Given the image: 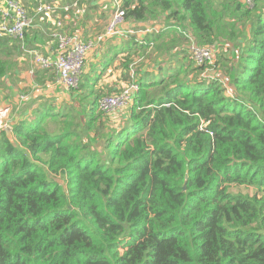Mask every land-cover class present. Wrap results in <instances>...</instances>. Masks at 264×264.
Masks as SVG:
<instances>
[{
  "label": "trees",
  "instance_id": "16d2710c",
  "mask_svg": "<svg viewBox=\"0 0 264 264\" xmlns=\"http://www.w3.org/2000/svg\"><path fill=\"white\" fill-rule=\"evenodd\" d=\"M22 4L34 18L40 4ZM122 4L128 22L174 37L130 36L119 62L139 90L113 122L98 108L113 91L84 69L68 90L75 104L33 100L11 137L0 131V264H264V0ZM193 43L228 49L226 80L200 77L206 65L191 60L159 78L143 70ZM0 56L2 80L14 70Z\"/></svg>",
  "mask_w": 264,
  "mask_h": 264
},
{
  "label": "crops",
  "instance_id": "0c3cea01",
  "mask_svg": "<svg viewBox=\"0 0 264 264\" xmlns=\"http://www.w3.org/2000/svg\"><path fill=\"white\" fill-rule=\"evenodd\" d=\"M26 2H29L31 6H35L36 3L39 5L42 2L55 3L60 6V12L53 17H49V15L46 16V18L34 16V27L28 31L30 43L27 45L28 47L36 48L44 54L54 55L56 52V44L48 37V31L49 29L54 28L57 22L64 24L63 30L67 34L81 33L93 35L104 30L110 19L111 12L114 9L113 0H26ZM33 13L35 15V10ZM143 26V24L127 22L126 28L132 27L136 31H139ZM169 29L170 28H166L165 30L167 31L164 30L160 33L164 36L157 44L166 43L170 40V36L172 38L174 37L175 32L173 28L171 30ZM40 30L45 32L47 38ZM160 34L149 35L146 37V40L151 41L156 39ZM131 43V37H116L108 40L105 44L98 46L95 52L89 55L85 73L89 72L91 75H98L100 77V79H98L97 88L104 94H106L108 90L117 91L124 86L125 83L123 78L125 73L123 72V68L120 66L119 59L128 54ZM177 50L178 49L175 51ZM0 51L12 61V67L14 70V73H11L8 77L0 80V116H2L3 113H7L9 117L6 118L8 126L7 124H1L2 117L0 118V130H6L8 128L11 129L13 119L17 117L19 118L22 115L23 109L24 115L30 114V109L29 107H25V104L33 100L40 98L52 99L58 106L70 104L75 101V96H72L71 92L65 90L61 85L57 74L54 77V74L52 73L43 77L42 75H38L37 77L36 74L40 70L34 68L32 63L26 60L24 55L22 53L20 54L15 46H12V44L1 48ZM120 52L124 54L120 55ZM114 55H117V58L115 61H110ZM229 55H231L230 52ZM177 57L179 58L177 61H180L178 64H173V62L170 61L171 65H169V67H171L172 70L170 73L176 69V65L183 64L186 60H188V57L183 59L180 55H177ZM1 58L4 59V57ZM161 62L162 69L166 70V67H168V63H166L167 59L164 60V58H159L158 64ZM160 68L161 65L156 66L152 64L151 67L145 70H147L148 74L149 72L153 73L154 71L156 77L159 78L162 74L159 72ZM12 78L18 79L17 87L15 84L10 86ZM2 82H4L3 86ZM16 92L19 93L17 94ZM13 106L16 107L15 110H12ZM10 117L11 119L13 118L11 121Z\"/></svg>",
  "mask_w": 264,
  "mask_h": 264
},
{
  "label": "built area",
  "instance_id": "2783aa9c",
  "mask_svg": "<svg viewBox=\"0 0 264 264\" xmlns=\"http://www.w3.org/2000/svg\"><path fill=\"white\" fill-rule=\"evenodd\" d=\"M114 9L104 30L91 38L84 40L80 33L67 34L63 32V24L56 23V29L49 30L50 38L56 43L57 49L54 54H44L36 48L27 46L25 40L27 32L34 27L35 17L40 15L48 16L54 13L57 4L42 3L36 8V15L32 18L21 0H0V38L8 37L18 44L25 59L32 63V66L43 72H54L58 75L59 81L64 89L77 88L86 61L89 55L98 46L112 38H124L138 36L140 45L147 46L149 43L146 37L158 35L166 29L164 24L143 26L139 31H127L126 9L122 0H113ZM246 5L252 6L253 0H244ZM134 29V28H133ZM135 30V29H134ZM134 34V35H131ZM137 34V35H135ZM220 48L217 45L200 46L196 43L188 47L187 54L196 66L207 64L215 65ZM134 73V71H132ZM137 84L124 88L120 94L103 96L98 102V108L105 114H112L117 110L130 108L133 105L134 93L138 92Z\"/></svg>",
  "mask_w": 264,
  "mask_h": 264
},
{
  "label": "rangeland",
  "instance_id": "374dc122",
  "mask_svg": "<svg viewBox=\"0 0 264 264\" xmlns=\"http://www.w3.org/2000/svg\"><path fill=\"white\" fill-rule=\"evenodd\" d=\"M242 2L244 3V4H246L245 3V1L244 0H242ZM51 4H55V3H51ZM127 31H133V32H136V30H134L133 28H130V29H128ZM131 35H134V34H131ZM135 35H137V34H135ZM130 37V36H129ZM126 38V37H125ZM112 39H114V38H112ZM11 44H12V46H17V47H19L18 46V44L17 43H13V42H11ZM16 44V45H15ZM217 46H219V48H220V52H221V54H220V56H221V59L223 58V61H224V63L222 62V63H220V64H218V66L216 67V68H214L213 70H209V68H211V65L210 64H207L204 68H205V70L204 71H202L201 73H200V77H202V78H204V79H222V80H226V77H227V64H226V61H228V59L231 57V55H229V52H228V49L227 48H222V47H220V45H219V43L217 44ZM19 51V50H18ZM93 52H95V50L93 51ZM92 52V53H93ZM91 53V54H92ZM124 53H122V52H120V55H123ZM188 56V60H186V62L188 63V61L191 59L190 58V55L189 54H187ZM179 58L177 57V55L176 56H173L172 57V59H168L167 60V62L166 63H168V67H166V70H163V69H161L159 72H161L162 74H161V76L160 77H162V76H164V75H166L167 73H170V71H172L171 70V67H169V65H171V63H170V61H172L173 62V64L175 63V64H178L180 61H177ZM183 59V58H182ZM218 59H219V57H218ZM177 61V62H176ZM190 62V61H189ZM86 63H87V61H86ZM191 63V62H190ZM158 65H161L162 66V63H160V64H158ZM157 65V66H158ZM177 66H179V65H176V67ZM194 67H196V65L194 64ZM162 68V67H161ZM145 69H148V68H145ZM145 69H143V70H145ZM208 69V70H207ZM194 76H195V74H194ZM193 76V77H194ZM191 78H193L192 76H190ZM12 83L10 84V86L11 85H16V87H17V85H18V79L17 78H12V81H11ZM133 84H136V82H134V83H132V85ZM4 85V82H2V86ZM131 85V84H130ZM130 85H128V84H124V86L125 87H129ZM123 86V87H124ZM123 87H121L119 90H121ZM131 87V86H130ZM12 88H13V86H12ZM11 88V89H12ZM119 90H117V91H119ZM117 91H113L114 92V94H119V92H117ZM17 94L19 93V92H16ZM105 96V95H104ZM90 97H92V96H90ZM74 103V102H73ZM72 103V104H73ZM71 104V103H70ZM75 104V103H74ZM58 106V105H57ZM58 107H60V105L58 106ZM15 106H13V108H12V110H15ZM63 109H65V107L63 108ZM129 108H125V110L127 111ZM125 110H123V109H120V110H117L116 112H114V113H112V114H110V116H112L113 118L111 119V121L113 122L114 120H115V118H119V117H121V115L123 114V111H125ZM2 117V121H1V124H3V125H5V124H7V126H8V122H7V120H6V118H9L8 117V115H7V113H3L2 114V116H0V118ZM13 119V118H12ZM11 119V117H10V121L12 120ZM0 131H2V130H0ZM233 191L234 192H240V193H244V194H252V192H253V190L251 189V188H245V187H242V188H238V189H233Z\"/></svg>",
  "mask_w": 264,
  "mask_h": 264
},
{
  "label": "water",
  "instance_id": "95a60500",
  "mask_svg": "<svg viewBox=\"0 0 264 264\" xmlns=\"http://www.w3.org/2000/svg\"><path fill=\"white\" fill-rule=\"evenodd\" d=\"M5 131H6V133H7V135H8L9 137L12 136V133H11V129H10V128L6 129Z\"/></svg>",
  "mask_w": 264,
  "mask_h": 264
}]
</instances>
